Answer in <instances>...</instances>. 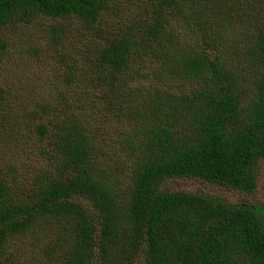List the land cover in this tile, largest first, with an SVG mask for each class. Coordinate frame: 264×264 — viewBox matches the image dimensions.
Returning <instances> with one entry per match:
<instances>
[{
  "label": "trees",
  "instance_id": "16d2710c",
  "mask_svg": "<svg viewBox=\"0 0 264 264\" xmlns=\"http://www.w3.org/2000/svg\"><path fill=\"white\" fill-rule=\"evenodd\" d=\"M110 1L0 0V59L8 26L45 15L78 18L94 30ZM234 10L245 20L230 30ZM141 21L99 47L88 73L78 74L74 59L68 74L69 85L104 91L102 104L115 118L128 115L129 131L119 122L108 159L83 112L61 115L51 131L38 124L40 137L52 138L42 152L59 159L23 199L0 172V258L11 236L51 226L45 264H264V204L165 188L167 180L192 178L256 191L264 162V0H152ZM51 32L65 39L64 28ZM154 65L162 85L137 89ZM6 102L0 83V122Z\"/></svg>",
  "mask_w": 264,
  "mask_h": 264
},
{
  "label": "rangeland",
  "instance_id": "374dc122",
  "mask_svg": "<svg viewBox=\"0 0 264 264\" xmlns=\"http://www.w3.org/2000/svg\"><path fill=\"white\" fill-rule=\"evenodd\" d=\"M152 0H111L94 30L78 18H52L40 15L36 19L4 29L7 49L0 59V83L6 90L8 105L4 121L0 122V172L9 185L17 188L19 199L27 197L35 186V180L43 171L54 170L59 159L57 152L45 156L42 150L53 148L52 138H41L36 126L45 124L49 131L61 115L72 112L83 114L91 121L93 134L102 144L108 159L114 152V142L120 141L124 123V135L129 131L127 116L124 121L107 112L101 95L104 91L83 90L78 82L68 84L72 60L76 68L88 73L95 63L99 47L116 39L117 32H124L134 22H142ZM230 30L240 27L245 20L238 10L231 12ZM62 27L65 39L59 42L53 37L52 27ZM117 28H119L117 30ZM117 30V31H116ZM160 69L149 66L145 78L138 81L137 89L161 84ZM175 89H184V83H172ZM180 92V91H178ZM44 109L49 112H44ZM126 112V111H125ZM109 116L111 122L107 119ZM119 130L113 133L111 128ZM124 162L123 159L119 160ZM128 172L125 171L124 178ZM168 190L204 191L231 203L264 204V162L258 167V186L248 195L232 188L218 186L192 178L167 180ZM36 234H15L10 238L9 255L0 258V264H45L43 247L48 242L51 226Z\"/></svg>",
  "mask_w": 264,
  "mask_h": 264
}]
</instances>
